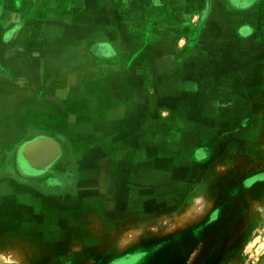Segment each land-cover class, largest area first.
<instances>
[{
  "label": "crops",
  "instance_id": "1",
  "mask_svg": "<svg viewBox=\"0 0 264 264\" xmlns=\"http://www.w3.org/2000/svg\"><path fill=\"white\" fill-rule=\"evenodd\" d=\"M262 117L264 0H0V264L187 240Z\"/></svg>",
  "mask_w": 264,
  "mask_h": 264
},
{
  "label": "rangeland",
  "instance_id": "2",
  "mask_svg": "<svg viewBox=\"0 0 264 264\" xmlns=\"http://www.w3.org/2000/svg\"><path fill=\"white\" fill-rule=\"evenodd\" d=\"M203 45L207 46V40ZM225 45L221 50L232 51L230 48L234 45L231 41ZM218 50L214 49L209 56L217 55ZM223 56L224 61L232 63V53ZM197 66L198 71L208 70L203 62ZM215 67H219L217 63L212 65V70ZM262 119L260 126L256 130L254 128L253 143L247 150L240 152L243 158L235 163L237 174L225 185L222 184L224 177H220V189H216L215 185L206 195V199H211L216 207L188 209L189 217L199 213L200 218L198 224L188 225V239H176L178 237L174 233L169 243L154 244L156 247L168 245L171 248H158L154 252L140 249L141 254L128 256L136 259L131 264H172L170 255L176 251H182L183 254L178 257L179 262L176 259L173 264H264V117ZM225 132L230 139L236 135L235 131L228 128ZM123 193L126 197L129 190ZM147 206L148 209H155L156 201ZM175 222L176 219H172L171 222L159 223L155 231L164 232L169 226H175Z\"/></svg>",
  "mask_w": 264,
  "mask_h": 264
},
{
  "label": "flooded vegetation",
  "instance_id": "3",
  "mask_svg": "<svg viewBox=\"0 0 264 264\" xmlns=\"http://www.w3.org/2000/svg\"><path fill=\"white\" fill-rule=\"evenodd\" d=\"M176 259H178V262H179V258H178L177 256H176V257L174 256V257H172L170 263L173 264V262H174ZM134 260H135V259L128 257V258L123 259V260L120 261L119 263H120V264H129V263L131 264L132 261H134ZM162 264H163V263H162Z\"/></svg>",
  "mask_w": 264,
  "mask_h": 264
}]
</instances>
